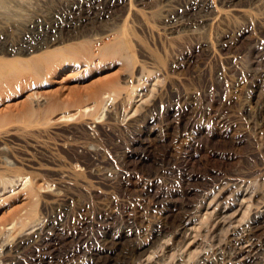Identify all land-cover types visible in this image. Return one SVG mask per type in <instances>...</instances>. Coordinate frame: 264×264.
I'll return each mask as SVG.
<instances>
[{
  "label": "rangeland",
  "instance_id": "obj_1",
  "mask_svg": "<svg viewBox=\"0 0 264 264\" xmlns=\"http://www.w3.org/2000/svg\"><path fill=\"white\" fill-rule=\"evenodd\" d=\"M33 1L23 12L28 24L37 23L29 32L44 44L14 53L22 30L11 20L0 31V58L56 56L41 73L0 86V253L35 206L39 217L61 225L16 255L20 264H60L50 250L61 233L73 231L79 238L66 247L80 252L62 264H91L87 254L110 246L111 237L121 238L124 247L145 241L156 223L173 231L194 219L189 227L201 236L198 246L191 239L163 244L158 252L167 260L180 249L189 260L201 251L212 254L236 226L247 237V222L264 199V0H120L108 17L82 22L70 35L59 32L49 45L52 24L112 0ZM198 4L205 19L166 25L171 11ZM122 33L132 67L113 47L104 49ZM110 95L115 98L97 111L98 100ZM65 114L71 119L60 121ZM246 175L260 190L253 202L245 200L233 223L222 226L206 205L232 202ZM19 176L37 182L38 198L22 188ZM254 225L258 237L264 234V222Z\"/></svg>",
  "mask_w": 264,
  "mask_h": 264
},
{
  "label": "bare ground",
  "instance_id": "obj_2",
  "mask_svg": "<svg viewBox=\"0 0 264 264\" xmlns=\"http://www.w3.org/2000/svg\"><path fill=\"white\" fill-rule=\"evenodd\" d=\"M43 1V0H42ZM63 1V0H62ZM100 1V0H99ZM170 1V0H169ZM235 1L239 0H230V3H233ZM32 2L35 3V1L32 0ZM105 2V1H104ZM187 2V1H186ZM59 3V1H58ZM68 3V2H67ZM92 3V2H91ZM101 3V2H100ZM124 3V2H123ZM179 3V2H178ZM73 4V3H72ZM83 4V3H82ZM90 4V3H89ZM99 4V3H98ZM31 2L30 0H0V31L1 28H4L8 23L12 22L11 20H14V23L17 28L22 30V39L19 43V45L14 46L13 52L16 54L23 53L26 50H33V48H39L44 44V41L42 42H36L35 37L32 35L34 34L33 32H29V27L33 28L37 26V23L28 24L25 17V14L23 11L28 10L31 8ZM60 5V4H59ZM86 5V4H85ZM100 5V4H99ZM186 5V4H185ZM34 6V5H33ZM41 6V5H40ZM56 6V5H55ZM54 6V7H55ZM81 7V5L79 4ZM121 6L120 0H112L110 4L108 3L107 5H93V6H88L87 11L83 14H76L68 22L66 23H54L51 25V31H49L50 35L53 36L54 38H50L46 40V45H49L53 42H56L55 40L56 35L59 32L64 31L67 34L72 32L78 25H81L82 22H90L92 19H100L103 16H107L112 14L113 11L117 10ZM207 6V5H206ZM30 7V8H28ZM186 7V6H184ZM183 10H177L178 12L172 13V11L165 17V22L166 25H169L170 28H176L178 26H181L182 24H186L187 22L190 23V20H195V21H200L204 18L205 15L204 13V8L202 6L198 5H191L190 7ZM205 7V5H204ZM206 8V7H205ZM62 9V8H61ZM81 9V8H80ZM180 9V8H179ZM34 10V9H33ZM164 10V9H163ZM168 10V9H165ZM171 9H169L170 11ZM207 10V9H206ZM121 11V10H120ZM27 12V11H26ZM164 11H162L163 13ZM174 12V11H173ZM22 13V14H21ZM43 13V12H42ZM41 13V14H42ZM114 13V12H113ZM116 13V12H115ZM53 14V13H52ZM16 15L18 19L13 18V16ZM27 15V14H26ZM43 15V14H42ZM57 15V14H56ZM162 15V14H161ZM55 16V15H54ZM78 16V17H76ZM119 16V15H118ZM33 17V16H32ZM35 17V16H34ZM64 17H67L64 15ZM135 17V16H134ZM161 17V16H160ZM43 18V17H42ZM113 18V17H112ZM133 18V17H132ZM37 19V17H36ZM205 19V18H204ZM55 20V19H54ZM57 20V19H56ZM55 20V22H56ZM61 20V19H60ZM78 20V21H77ZM113 20V19H112ZM120 20V19H118ZM115 19V21H118ZM208 20V19H207ZM34 21V20H33ZM32 21V22H33ZM40 21V20H39ZM96 21V20H95ZM98 21V20H97ZM114 21V22H115ZM190 21V22H189ZM194 21V22H195ZM31 22V21H30ZM164 22V23H165ZM202 22V21H201ZM46 23V22H45ZM50 23V22H48ZM199 23V22H198ZM96 24V23H95ZM113 24V23H112ZM10 25V24H9ZM40 26V24L38 23ZM42 25V24H41ZM47 26H49L47 24ZM94 26V25H92ZM10 27V26H9ZM14 27V25H13ZM15 27V29H16ZM116 29V28H114ZM17 30V29H16ZM40 30V29H39ZM76 30V29H75ZM10 31V30H9ZM47 31V30H46ZM114 31V30H113ZM14 32V31H13ZM92 32V31H91ZM110 32V31H109ZM2 33V32H1ZM6 33V32H5ZM63 34V33H62ZM85 34V33H84ZM124 33L118 34V36L115 38L113 44L111 43L106 44L104 49L109 50L112 49L115 53L120 54L126 63L127 66L133 65V59L130 54V50L128 47L125 48V46L128 44L125 41V37L123 36ZM18 35V34H17ZM45 35V34H44ZM47 35V34H46ZM45 35V36H46ZM70 35V34H69ZM94 35V34H93ZM36 36V35H35ZM39 36V35H37ZM48 36V35H47ZM60 36V35H59ZM66 37V36H65ZM1 38V37H0ZM14 38V37H13ZM64 38V37H63ZM7 39V38H6ZM62 39V36L61 38ZM13 41V40H11ZM7 43V42H6ZM16 44V43H14ZM2 45V42H1ZM0 45V47H2ZM4 46V45H3ZM13 47V46H12ZM115 47V48H114ZM40 49V48H39ZM1 50V49H0ZM6 50V49H5ZM56 56V53L51 54L49 53H44L41 55L33 56L30 59L26 58H12L9 60L2 59L0 58V86L1 85H6L8 84L7 82L11 81L12 78H17L21 75H24L26 73L32 72L35 74L41 73L42 70H46L49 65L53 62L52 58ZM148 71V70H147ZM139 72V71H138ZM144 72L141 70V73ZM146 72V70H145ZM140 73V74H141ZM148 74V72H147ZM152 75V72L150 73ZM144 75V74H143ZM145 76V75H144ZM141 74V78L144 77ZM140 77V76H139ZM138 77V78H139ZM147 77V76H146ZM139 80V79H138ZM143 83V79H141ZM139 82V81H138ZM162 83V82H161ZM139 84V83H138ZM144 85V84H143ZM159 85V84H158ZM142 86V85H141ZM135 93V91H134ZM133 93V94H134ZM154 95V94H153ZM97 96V94L95 95ZM134 96V95H133ZM132 96V98H133ZM142 96V95H141ZM107 97V96H106ZM108 99L101 98L98 100L96 104V108L99 110H102L106 104L108 103L109 99L115 98L113 95L108 96ZM154 97V96H153ZM224 98V97H223ZM125 99V98H124ZM131 99V98H130ZM148 99V98H146ZM116 100V99H115ZM219 100V99H218ZM227 100V99H226ZM112 101V100H111ZM127 101V100H126ZM129 101V100H128ZM131 101V100H130ZM129 101V102H130ZM221 101V100H220ZM115 102V101H114ZM143 102V101H142ZM222 102V101H221ZM229 102V101H228ZM126 103V102H125ZM144 103V102H143ZM114 104V103H113ZM222 104V103H221ZM225 105V103H223ZM115 105V104H114ZM119 105V104H118ZM110 107V106H108ZM117 107V106H116ZM184 108V107H183ZM115 108H109V114L113 111L114 113ZM119 109V108H118ZM153 109V108H152ZM124 110V109H123ZM105 111V110H104ZM142 111V110H141ZM128 112V111H127ZM138 112V111H137ZM136 112V113H137ZM203 112V111H202ZM117 114V113H116ZM126 114V113H125ZM228 114V113H227ZM28 116L32 117L35 115V112L29 111L27 113ZM100 115V114H99ZM143 115V114H142ZM98 116V115H97ZM115 116V115H114ZM118 116V115H117ZM223 116V115H222ZM249 116V115H247ZM142 117V116H141ZM209 117V116H208ZM96 118V117H95ZM71 119V115H62L60 121H68ZM110 119V117H109ZM114 119V118H113ZM115 120V119H114ZM187 120V119H186ZM210 120V119H209ZM109 121V120H108ZM112 122V121H111ZM138 122V121H137ZM189 122V121H188ZM255 122V121H254ZM113 123V122H112ZM193 123V122H192ZM131 126V125H130ZM216 126V125H215ZM229 128V127H228ZM229 137V136H228ZM194 138V137H193ZM196 142V141H195ZM1 149V148H0ZM4 149V148H3ZM7 161V160H6ZM11 163V160H9ZM7 161L6 163H8ZM10 163L8 165H10ZM12 164V163H11ZM2 165V164H1ZM5 165V164H4ZM15 165V164H13ZM12 165V166H13ZM3 166V165H2ZM18 166V165H17ZM186 167V166H185ZM90 168V167H89ZM88 168V169H89ZM2 169V168H1ZM5 170V169H3ZM8 170V169H7ZM6 171V170H5ZM61 172V171H60ZM65 173V172H63ZM244 173V172H243ZM248 173V172H247ZM66 174V173H65ZM73 174V173H72ZM255 174V173H254ZM253 174V175H254ZM59 175V174H58ZM240 175V174H239ZM244 175V174H243ZM247 177L244 176L242 182L243 184H240L239 189L236 191V193L232 196V202H227V205L222 206L221 203H217V206L214 204V201L209 202L206 205L207 210H212L213 212H217V218H219V224L222 226H226L229 223H233V221L236 219L237 215L241 211V207H243V203L245 200H254V196L258 193V190H260L258 185L256 183L252 182V180H249L248 175ZM251 174L249 175V177ZM20 177V176H19ZM241 177V176H240ZM21 181L23 184V187L26 192L31 197H36L38 198L39 195V187L37 182L33 181L31 178L28 177H20ZM248 178V179H247ZM14 179V178H13ZM17 179V177L15 178ZM2 180V179H1ZM18 181V180H17ZM2 182V181H1ZM213 182V181H212ZM228 182V181H227ZM241 182V183H242ZM4 183V182H3ZM8 183L5 182V184ZM2 184V183H1ZM13 184V183H10ZM238 184V183H237ZM9 185V183H8ZM225 185V184H224ZM228 187L233 186L231 183L226 184ZM253 188V186H255ZM237 186V185H236ZM239 186V185H238ZM237 186V187H238ZM6 187V186H5ZM4 189L6 190V188ZM224 188V187H223ZM226 188V187H225ZM224 188V189H225ZM222 189V188H221ZM217 190V189H216ZM42 191V189H41ZM224 191V190H223ZM235 191V190H234ZM43 192V191H42ZM46 192V191H45ZM48 193V192H47ZM46 193V194H47ZM204 193V192H203ZM221 193V191H220ZM49 194V193H48ZM202 194V193H201ZM216 194V193H215ZM51 195V193H50ZM162 196V195H161ZM212 197V196H211ZM217 197H219L217 195ZM225 197V196H224ZM231 197V196H230ZM214 199L216 197H213ZM213 199V200H214ZM217 199V198H216ZM215 199V200H216ZM189 200V199H188ZM253 202V201H252ZM260 207L257 213L253 214V217L250 219L249 222H247V225H249V233L247 237H243L242 233L244 232V227L241 225L239 227H235L231 230L229 233V240L227 242H222L217 245L215 251L214 249L212 250L214 253H209V251H204L200 252L197 256H195L194 260L187 259V255L183 250L180 249V252L174 254V256L167 260L163 255L159 254L158 248L162 247L165 245V247H171L172 243L170 241H188V239H191L190 245L191 246H196L199 242L201 243L202 241H199L198 237L193 235L192 228L189 227L190 223L194 221V219H187L183 220L182 222L180 221L178 228L171 231L167 224L163 223H156L155 225L152 226V229L150 232L146 235H148L147 239L142 242H137V243H132L128 246H122V239L117 238V237H111V245L108 246L107 248H98L94 249L93 251L89 252L87 255L91 260V264H132L134 262L139 261L140 264H162L168 261V264H177L179 261H183L184 264H219L220 261H223L224 264H264V234H262L260 237H258V234L256 232V228L258 227L257 225L255 226L254 223L256 222H264V199L263 202L261 201ZM206 210V212H207ZM125 212V211H124ZM98 213V212H97ZM104 213V212H103ZM106 213V212H105ZM209 213V212H208ZM96 214V213H95ZM100 214V213H99ZM213 214V215H215ZM37 215V206L32 209L29 214L26 217V221L24 223L21 221L23 224V229L21 228V231L17 233L14 236V239L12 241H9L8 243H5L4 249L0 253V264H20V261L18 258L16 259V255L21 254L24 252V250L27 247H31L34 244H37L38 242H42L45 240V234L48 232L47 230L53 227H57L61 225V220H56L51 217H44L41 218L36 216ZM128 215V214H127ZM186 215V213H185ZM184 215V216H185ZM106 216V215H105ZM209 216V215H208ZM252 216V215H251ZM99 217V216H98ZM211 217V216H210ZM209 217V219H210ZM213 217V216H212ZM211 217V218H212ZM215 217V218H216ZM55 218V217H54ZM92 218V217H91ZM106 218V217H105ZM194 218V217H193ZM214 218V217H213ZM73 219V218H72ZM125 219V218H124ZM184 219V218H183ZM247 219V220H248ZM176 220V219H175ZM77 221V220H76ZM79 221V220H78ZM73 222V221H72ZM91 222V221H90ZM162 222V220H161ZM216 222V221H215ZM243 224H246L245 221ZM17 223V222H16ZM20 223V222H19ZM92 223V222H91ZM103 223V222H102ZM125 223V222H124ZM172 223V222H171ZM176 223V222H175ZM74 224V223H72ZM83 224V223H82ZM154 224V223H153ZM209 224V223H208ZM211 224V223H210ZM78 225V224H77ZM216 225V224H214ZM231 225V224H230ZM74 226V225H73ZM132 226V225H131ZM135 226V225H134ZM228 226V225H227ZM233 226V225H232ZM231 226V227H232ZM22 227V226H21ZM61 227V226H60ZM99 227V226H98ZM229 227V228H231ZM73 228V227H72ZM76 228V227H75ZM204 228V227H202ZM208 228V226H207ZM225 228V227H224ZM228 227H226L227 230ZM98 229V228H97ZM12 230V229H10ZM17 230V229H16ZM51 230V229H50ZM82 230V229H81ZM101 230V229H100ZM117 230V228H116ZM210 230V229H209ZM243 230V231H242ZM79 231V230H78ZM137 231V230H136ZM140 231V230H139ZM8 232V231H7ZM67 232V231H66ZM105 232V231H104ZM196 232V231H195ZM198 232V231H197ZM170 240H168L167 236L171 234ZM10 234V233H9ZM88 234V233H87ZM137 234V233H136ZM139 234V233H138ZM203 234V233H202ZM209 234V233H207ZM51 235V234H50ZM85 235V234H84ZM201 235V234H200ZM206 235V234H205ZM228 234H226L227 236ZM96 236V235H95ZM12 237V236H11ZM49 237V236H48ZM85 237V236H83ZM91 237V236H90ZM206 237V236H205ZM208 237V236H207ZM220 237V236H219ZM79 238L78 232L71 233H61L60 237H57L58 242L56 243V246L51 249L50 251L52 256L51 259L55 260L56 262L62 264L65 261H69L70 259L76 258L80 252L78 248L72 249L69 247H66L70 242H72L75 239ZM213 239V238H211ZM218 239V238H217ZM223 239V238H222ZM225 239V238H224ZM47 240V239H46ZM144 240V239H143ZM168 240V241H166ZM138 241V240H137ZM208 239L206 240V242ZM4 242V241H3ZM2 242V243H3ZM135 242V240H134ZM205 242V241H204ZM85 243V242H84ZM164 244V245H163ZM205 244V243H204ZM203 244V245H204ZM44 245V244H43ZM200 245V244H199ZM64 246V247H63ZM173 246V245H172ZM198 246V245H197ZM202 246V245H201ZM211 247V244L209 245ZM208 246V247H209ZM36 247V246H33ZM203 247V246H202ZM31 249V248H30ZM33 249V248H32ZM1 250V249H0ZM161 250V249H160ZM163 250V249H162ZM206 250V249H205ZM182 251V252H181ZM211 251V252H212ZM39 252V251H38ZM152 253L150 254L151 257H148L146 259H143L144 256L147 253ZM177 252V251H176ZM14 255V256H13ZM39 255V254H38ZM153 255V256H152ZM20 256V255H19ZM87 257V256H86ZM198 257V258H196ZM24 258V257H23ZM191 258V257H189ZM261 259V260H259ZM71 261V260H70ZM74 262V261H73ZM29 263V262H28ZM40 261L38 260L35 264H39ZM221 264V263H220Z\"/></svg>",
  "mask_w": 264,
  "mask_h": 264
}]
</instances>
